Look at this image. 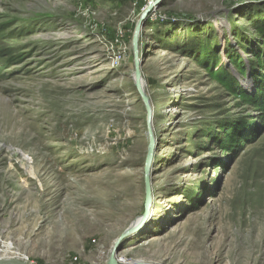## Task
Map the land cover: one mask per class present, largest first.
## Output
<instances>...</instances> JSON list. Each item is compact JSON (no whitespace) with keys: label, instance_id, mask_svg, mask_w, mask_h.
Instances as JSON below:
<instances>
[{"label":"rangeland","instance_id":"1","mask_svg":"<svg viewBox=\"0 0 264 264\" xmlns=\"http://www.w3.org/2000/svg\"><path fill=\"white\" fill-rule=\"evenodd\" d=\"M237 1L162 0L149 16L153 219L119 254L125 264H264L263 91L242 86L264 0L230 11ZM146 7L0 0V259L106 264L143 213L132 36Z\"/></svg>","mask_w":264,"mask_h":264},{"label":"water","instance_id":"2","mask_svg":"<svg viewBox=\"0 0 264 264\" xmlns=\"http://www.w3.org/2000/svg\"><path fill=\"white\" fill-rule=\"evenodd\" d=\"M162 0H154L153 2H150L143 13L141 14V17L136 23L135 30L132 36V50H133V63H134V73H133V82L134 87L136 89V92L144 106L145 112H146V118H145V124H146V134L148 137V150L146 154V158L144 161V167H143V184H144V205H143V213L125 230V232L115 241L114 246L112 247V250L110 252L109 259L106 264H125L124 261L118 260V256L123 250L126 243H128L135 235L141 234L144 232V230L147 228L148 223L150 222V213L152 210V206L154 203V196L152 193V162L155 155V148H156V140L153 133V116H154V110L152 108V105L150 103V100L148 96L146 95L145 87H144V81L142 77L141 67L144 64L145 57L140 51V38L144 31V29L147 27L149 16L151 15V12L158 9L160 3ZM249 4V3H248ZM247 5V2H244V0L237 1L235 4L229 8L231 10L240 9ZM157 6V7H156ZM228 9V10H229ZM174 18H164L163 20H173ZM224 49V46L221 44V49ZM226 48V46H225ZM229 66L232 67L230 62H227ZM239 78V77H238ZM251 80V76L249 75L247 79L242 80V86L249 87L248 80ZM250 94V93H249ZM0 264H26L21 261H15V260H4L0 259ZM133 264H148L145 262L136 261Z\"/></svg>","mask_w":264,"mask_h":264},{"label":"trees","instance_id":"3","mask_svg":"<svg viewBox=\"0 0 264 264\" xmlns=\"http://www.w3.org/2000/svg\"><path fill=\"white\" fill-rule=\"evenodd\" d=\"M249 18V17H248ZM250 18L255 19L252 22H249L250 25H253L255 23H258L257 25H254L255 29L253 30L255 31V33L257 34V36L259 37V41L255 47V49L251 50V55L250 56V63H252V79L254 80V83L256 84L258 89H261L263 92L260 93L262 94L260 97H263L262 100L258 99V102H262L264 104V22H262V20H264V9L263 10H257V11H253L250 15ZM257 18H261L260 21H256ZM243 45L242 48H244L245 44H241ZM228 56L230 57V60L232 59V65H234L233 63L235 62L234 57L229 53L228 50ZM260 61V62H259ZM256 95V94H255ZM255 95H252L253 97ZM229 137H224L223 139L220 140V142L226 143L229 142Z\"/></svg>","mask_w":264,"mask_h":264},{"label":"bare ground","instance_id":"4","mask_svg":"<svg viewBox=\"0 0 264 264\" xmlns=\"http://www.w3.org/2000/svg\"><path fill=\"white\" fill-rule=\"evenodd\" d=\"M157 7V6H156ZM154 12V11H153ZM153 12H151V14L153 13ZM221 21V20H220ZM221 24V23H220ZM220 24H219V26H220ZM227 32H229V31H227ZM144 87H145V84H144ZM154 113V112H153ZM154 118V117H153ZM155 162V158L153 159V162L152 163H154ZM153 207H154V204H153V206H152V210H151V213H150V217H151V219H150V222H151V220L153 219L152 218V212H153ZM150 222L148 223V224H150ZM146 230V229H145ZM144 230V231H145ZM139 235V234H138ZM138 235H135L134 237H137ZM133 237V238H134ZM124 262H125V260H123ZM134 262H132V263H130V264H133Z\"/></svg>","mask_w":264,"mask_h":264},{"label":"built area","instance_id":"5","mask_svg":"<svg viewBox=\"0 0 264 264\" xmlns=\"http://www.w3.org/2000/svg\"><path fill=\"white\" fill-rule=\"evenodd\" d=\"M142 1V0H140ZM154 0H143L144 3H146L147 5L150 3V2H153ZM155 11L150 15L151 19H156V16H155Z\"/></svg>","mask_w":264,"mask_h":264},{"label":"flooded vegetation","instance_id":"6","mask_svg":"<svg viewBox=\"0 0 264 264\" xmlns=\"http://www.w3.org/2000/svg\"><path fill=\"white\" fill-rule=\"evenodd\" d=\"M230 33V32H229ZM229 41H230V39H229ZM213 44V43H212ZM214 45V44H213ZM233 49H235L236 50V48L235 47H233ZM232 55V54H231ZM231 61V63H232V59L230 60Z\"/></svg>","mask_w":264,"mask_h":264}]
</instances>
